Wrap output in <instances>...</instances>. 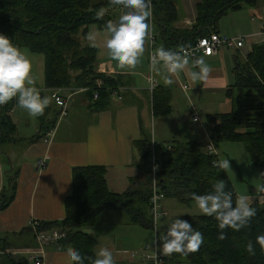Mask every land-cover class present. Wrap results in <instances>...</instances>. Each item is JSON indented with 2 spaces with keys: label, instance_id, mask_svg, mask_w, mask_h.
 Wrapping results in <instances>:
<instances>
[{
  "label": "trees",
  "instance_id": "obj_1",
  "mask_svg": "<svg viewBox=\"0 0 264 264\" xmlns=\"http://www.w3.org/2000/svg\"><path fill=\"white\" fill-rule=\"evenodd\" d=\"M259 1L264 4V0H199L194 24L189 29L178 25L173 0H152L154 29H158V38L164 48L174 50L186 47L195 43L200 36L219 33L217 24L229 11L238 10L243 5L254 6ZM110 2L0 0V34L10 38L17 47L44 56V84L47 89H83L90 107L101 109L109 102L110 95L123 85V75L100 72L97 67L98 48L85 43L84 39L87 25L95 22L106 25L108 21H113L105 14L101 19L96 16L101 9L106 11ZM260 33L263 34L264 29ZM232 74L233 83L225 90L232 110L205 116L208 138L216 148L224 141L243 143L251 162L264 169V39L253 44L250 52L244 56L239 53L233 56ZM156 89L151 99L152 114L168 116L171 112L170 92L168 89ZM94 93L98 94L97 98H94ZM13 103L12 99L0 107V162L6 166L4 186L0 190V211L14 200L19 175V169L9 159L6 148L21 141L16 136V126L9 113ZM50 111L53 118L60 114V110L56 114L54 109L47 107L44 114L38 117L41 127L49 121L47 117ZM57 119L54 121L50 118V121L55 124ZM134 148L139 154L137 162L141 173L130 178V184L123 192H114L107 187L105 166L73 167L72 189L65 199V217L38 221L36 231L31 224L24 228L19 234L27 236L30 242L27 245H38V231L58 230L65 236L57 242L45 244V249L50 245L57 249H77L86 257L84 264H92L96 252L101 248L100 239L86 233L83 227L96 217L125 212L129 224L153 230L154 191L160 195L155 204L160 216H167L168 213L161 207L165 199L191 206L195 203L191 198L192 193H210L220 179L225 181L226 191L233 193L235 205L238 197L227 171L217 166L218 156L208 154L197 140L157 146L152 143L149 133H142L139 140L134 142ZM9 163L13 164L12 169ZM153 163L158 166L154 176ZM251 207L256 215L239 231L224 229L223 240L218 239L220 229L215 216L198 214L179 218L188 220L195 230L200 231L204 243L199 251L186 256L178 253L164 255L163 264H264V250L255 244V238L264 235V206L253 203ZM156 231L159 236V231ZM157 241L160 249L162 242ZM248 241L254 243V255L245 250ZM131 252L134 257L130 261H133L138 254ZM3 257L1 264H21L7 254ZM139 259L141 264H145L142 255Z\"/></svg>",
  "mask_w": 264,
  "mask_h": 264
},
{
  "label": "crops",
  "instance_id": "obj_2",
  "mask_svg": "<svg viewBox=\"0 0 264 264\" xmlns=\"http://www.w3.org/2000/svg\"><path fill=\"white\" fill-rule=\"evenodd\" d=\"M198 2L199 0H180L181 12L179 8L178 10L176 9L178 15L177 23L179 26L188 27L190 29L192 24H194L196 5ZM260 3L263 4L261 1ZM256 5L249 6L250 9L254 10L251 11V13L248 11L246 14L256 15V18L263 24L261 29L263 30L264 14H261L259 9H255ZM242 8L246 9L245 7H241L238 10ZM238 10L230 12H238ZM226 16L227 14L223 17ZM237 17L238 15L233 17L236 28L242 26V23L238 24L236 20ZM252 20H254V17H252ZM185 21H190L192 24L189 26L185 24ZM219 23L220 21L217 24V31L226 34L224 31L225 27L220 26ZM155 29L156 45L163 46L160 38H158V29L157 31ZM244 32L246 35L251 36H248L249 38L247 36H242L244 39L242 47H220L216 54L212 56H199L203 57L212 68L208 80L194 83L188 79L184 73H181L179 77L174 78L176 85L178 84L179 88H183V85H186V92H189L191 98L203 94L202 90H207L209 92L216 91L217 93H221L222 91L225 92L226 88L232 84L230 76L233 68V56L236 53H239L240 56H244L250 52L253 44L260 43L264 39V34H254V31L249 30ZM143 56L144 57H141V61H145L146 57L149 63L147 87H142L137 84L140 78L135 70L128 68L120 69L117 68L112 61L98 60L97 67L100 72L108 75H123V85L120 86L114 94L110 95L109 102L103 108L95 109L90 107L89 101L87 102L86 99L82 98V104L87 105V107L76 113L77 116H75L72 121L69 119L64 121V118L61 119L62 117L60 114L58 119L57 116L53 118V114L50 111L49 117H47L49 121H47L48 123L45 124L44 127L32 126L29 127V129L22 130L19 136L16 135L21 141L6 147L9 159L11 162L14 161V166H17L19 169V175L14 200L6 209L0 211V264L7 251L15 252V254L12 255L14 260L16 255L22 256L23 260L17 262L21 264L25 262L29 263L27 259L29 257L28 251L33 250L35 246H31V244L27 245L30 243L27 241V237L19 233L24 228L28 227L32 221L61 220L65 217V199L71 193V173L73 167L105 166L107 187L114 192L125 191L130 184V178L137 175L139 176L141 173V169L137 162L139 154L134 148V142L139 140L142 133H149L150 119H152L153 116L151 103L153 91L156 88L169 90L171 111V104L175 98L171 86L163 83V77H154L153 73L150 71L149 44L147 39ZM189 66H191V61ZM142 67H144L142 76H145L147 69L145 65ZM133 75H137L138 78H135ZM151 80H154L155 86L150 90ZM46 90L49 92L48 96L46 92L41 94L42 97L47 96L51 99L49 106L52 110L55 107L51 98L52 92L56 91L64 97L69 96V99H71V94L74 93L73 95H75L78 91V89H74L73 87ZM78 93H86V91L80 89ZM71 104L74 105L75 103L70 102L68 106ZM15 106H18L17 102L12 104L10 116H12V109ZM193 108L197 110L196 107L193 106ZM59 110V108L54 109L56 114L59 113ZM200 110H202V108H200ZM68 117L69 113L66 118ZM50 118L54 121L57 119L55 124L51 123ZM83 118H85V120H82ZM198 122L199 121L194 123ZM47 125L50 126L46 128ZM53 125L54 127H52ZM51 127L55 130V134L46 136L48 131L52 129ZM75 131L79 132L72 136V133ZM191 134H189L190 137ZM194 138L195 136L193 139L186 138L177 141L187 142L196 140ZM30 140L31 142H29ZM172 141L175 142L174 140ZM155 145L162 146L164 143H155ZM42 159L46 161V166L40 169L38 167V162ZM8 166H10V164ZM5 169L6 166L0 162V190L4 186ZM122 181L124 185L121 184ZM125 183H128L126 188H124ZM121 186L122 188H120ZM119 216L120 218L122 217L119 213H108L96 217V219L86 224L83 230L99 238L100 234H98V230L95 228L97 226L94 225L96 223L113 221L110 223V226H116L117 224L122 226L132 225L128 223L124 215L122 218L123 223L117 222ZM167 216H169V213H167ZM89 226L93 228L89 229ZM104 236H111L112 242L106 244V246L113 253L115 264H141L139 257H141L142 253L137 255L133 261H130L129 254L131 251L124 248V242L113 239L112 237L114 236L108 233H105ZM11 238H15L17 241ZM64 253L65 249H57L55 246L50 245L46 249L42 264H68Z\"/></svg>",
  "mask_w": 264,
  "mask_h": 264
},
{
  "label": "clouds",
  "instance_id": "obj_3",
  "mask_svg": "<svg viewBox=\"0 0 264 264\" xmlns=\"http://www.w3.org/2000/svg\"><path fill=\"white\" fill-rule=\"evenodd\" d=\"M111 2L123 6L126 11L117 21L106 23L103 46L117 68L135 69L145 52V42L150 32L151 0H111ZM104 14V10L98 11L97 19L103 18ZM96 38V32L87 35L89 41H95ZM189 65V57L183 50L179 52L165 50L161 46L151 57L150 71L154 77L162 76L166 85L174 84V78L179 77L181 73L194 83L209 79L212 68L203 57L192 60L191 66ZM31 70L32 65L28 56L14 45L10 38L0 34V105L16 98L19 108L26 110L32 117H39L44 114L51 99L41 96L40 89L35 86V81L30 75ZM152 83L155 86L154 80ZM57 103L60 101L57 100ZM217 166L222 170H230V159L219 161ZM157 167L153 166L154 172ZM257 191L264 193V183L257 186ZM191 198L201 214L215 216L220 229L218 236L220 240L225 239L224 229L239 231L256 215L248 195H239L235 205L233 204V193L226 191V183L223 179L213 185L210 193L203 195L192 193ZM177 217L167 226L166 232L158 236V240L162 242L159 250L165 256L173 253L186 256L199 251L204 243V236L200 231L195 230L188 220ZM159 219L157 214L154 222ZM255 244L264 250V235H258ZM245 250L250 255H254V243L248 241ZM64 254L68 264H84L86 259L79 250L73 248L66 249ZM92 264H115L113 253L108 248H100Z\"/></svg>",
  "mask_w": 264,
  "mask_h": 264
},
{
  "label": "rangeland",
  "instance_id": "obj_4",
  "mask_svg": "<svg viewBox=\"0 0 264 264\" xmlns=\"http://www.w3.org/2000/svg\"><path fill=\"white\" fill-rule=\"evenodd\" d=\"M174 1V0H173ZM176 5V9H180L181 12V3L180 0L174 1ZM260 3V1H259ZM257 3L255 6V9H259L261 11V14H264V5L260 3ZM242 7H245L246 9L242 8L241 10H238V12H228L226 17H223L220 20V26L225 27L226 35L230 36H251L246 35L244 31H254V34H258L261 32V29L263 27V24L260 20L256 18V15H249L246 14L248 11H253L254 9H250L249 6L243 5ZM105 16H107L108 19L117 21L120 17V15L125 13L124 10L120 7V5H114L112 2H110V5L106 11H104ZM238 15L236 18L238 24L242 23L241 27L236 28L234 24V16ZM254 17V20H252V17ZM264 17V15H263ZM241 21V22H240ZM255 21V22H251ZM191 28V27H190ZM90 32H96L97 38L95 41H89L86 38L84 39L85 43H88L92 46H95L98 48V55L97 59L99 61H111L106 53V49L104 48V39H105V25L103 22H95L87 25V35ZM228 33V34H227ZM225 34V33H223ZM248 37V38H249ZM149 44V41H147ZM150 46V44H149ZM22 52H24L32 65L31 70V77L35 81V86L40 89L41 93L46 92V95L48 96L49 92L46 90L44 84V56L42 54H37L34 52H31L27 48L24 47H18ZM144 57V56H142ZM136 66L135 72H137V75L139 76L140 80H138L137 84L142 87L148 86V73H149V63L145 57V61H141ZM114 63V62H113ZM145 65V68L147 69V72L145 76H142V71ZM137 75L135 78H138ZM231 83H233V76L231 74L230 76ZM183 83V82H182ZM182 85V84H181ZM172 88V91L174 92L175 98L172 101L171 104V115L170 116H152V119H150V126L148 129V132L151 135V138L153 139V143H161L163 142L164 145H171V143L177 140H184L186 138H191L195 136L194 139L199 141L202 144L203 149H205L206 144L210 142L207 130L205 127V116L208 113L213 112H230L232 110V105L228 98L225 95V92L222 91L221 93L209 92L207 90H202L203 94L200 96L197 95L194 98H191L189 95V92H186L187 90L184 88H179L178 84L174 83V85H170ZM181 89V90H180ZM80 89H78L77 93L73 95L71 94V99H68V104L66 108V114L61 116L64 121L65 120H73L76 115V113L82 111L87 107V105L82 104V98L87 100L86 93H78ZM74 102V105H69V103ZM196 107L198 112V115L200 117V120L198 123L192 122L193 118V111L192 108ZM53 107V105H52ZM59 108L55 105L54 109ZM202 108V110H200ZM69 117L66 118L68 116ZM59 116V115H57ZM12 121L16 126V135L19 136V133L22 132V130L29 129V127H36L40 126V121L38 117H32L28 114V112L24 109L19 108L18 106L13 107L12 109ZM82 120H85L83 118ZM48 122H44L43 124H47ZM194 131V132H193ZM79 131H75L72 133V136L77 134ZM192 133V134H191ZM55 134V130L53 131V135ZM191 134V137L190 135ZM31 135V134H30ZM27 135V136H30ZM37 135V134H36ZM174 138V139H173ZM23 146V145H21ZM160 148V147H157ZM217 158L218 162L223 159H230V170H226L230 180L233 183V186L235 188L237 197L239 195L245 194L250 197V204L251 203H258L261 206H264V193H259L257 191V186L263 183V177L264 175V169L256 167L251 160L248 157V154L245 151V147L243 143L237 142V141H224L221 142L217 146ZM122 185H124V182H121ZM128 186V183H125L126 188ZM113 187V186H112ZM122 188V186L120 187ZM162 208L168 211L169 216H160V219L155 222L156 227L159 231V235H163L166 232L167 226L172 222L174 218H181L185 215H198L201 214L196 207L195 203H192L191 206H184L181 203L176 202L172 199H165L162 201ZM119 215H122V217L118 218L117 222L123 223L122 218L123 215L128 220V215H126L125 212H118ZM113 221H105V222H99L94 224L99 235V239L101 241V248H107L106 245L112 242L111 236H104L105 233L113 235V239L119 240L123 243V246L125 249L134 251L138 255H140L143 252V247L145 245H152L154 238H155V229L149 230L146 228H143L138 225H128V226H122L120 224H117L116 226H110V223ZM88 224V223H87ZM92 226H89V229H92ZM87 229V228H86ZM25 236V235H24ZM1 237V236H0ZM27 237V236H25ZM31 237V235L29 236ZM15 241H17L15 238H11ZM14 242V241H13ZM98 247V248H99ZM66 250V249H65ZM139 257V256H138ZM137 257V258H138ZM29 263L25 262L23 264H34L32 260L28 257L27 258ZM16 261H22L23 258L20 255L15 256Z\"/></svg>",
  "mask_w": 264,
  "mask_h": 264
},
{
  "label": "built area",
  "instance_id": "obj_5",
  "mask_svg": "<svg viewBox=\"0 0 264 264\" xmlns=\"http://www.w3.org/2000/svg\"><path fill=\"white\" fill-rule=\"evenodd\" d=\"M120 7L122 9H124L123 6L120 5ZM151 10H152V17L150 18V32L149 35L147 37V41H149V62L151 60L152 55L154 54L155 50L161 46H157L156 45V35L154 33V22H153V8H152V0H151ZM185 24H188L189 26L192 24L190 21H185ZM187 25V26H188ZM264 34V33H263ZM243 42L244 39L242 36H228L226 34L223 33H211L209 35H204V36H200L197 38V40L195 41V43H193L192 45L186 46V47H178L177 49H174V51H181L183 50L189 57V60L192 61L196 58H198L199 56H212L214 54H216V52L218 51V49L220 47H233V48H240L243 46ZM165 50H168L165 48ZM153 80H151V86H150V90L153 89ZM183 88H186V85H183ZM115 92H113L112 94H114ZM98 94L94 93V98H97ZM51 98L54 102V104L59 107L60 109V116H63L66 114V108H67V104H68V99L70 98L69 96L64 97L62 95H60L58 92L54 91L51 94ZM14 102H17L16 98H13ZM57 100L60 101V103H57ZM5 105V104H4ZM4 105H0V107H3ZM193 111V122H197L199 121V115L198 112L195 108H192ZM9 113L11 114V108L9 109ZM53 131L54 129H50L48 131V133L46 134V136L48 135H53ZM206 152L208 154H216L217 155V148L211 143H207L206 144ZM218 163V162H217ZM156 165L155 163H153L152 165V169L153 166ZM46 166V161L44 159L40 160L38 162V167L40 169L45 168ZM157 166V165H156ZM153 176H154V171L152 170ZM154 181V186H155V179H153ZM159 194L154 191L152 200H153V217H155L157 214H160V212H158L157 207L155 206L156 204V200L159 198ZM154 219V218H153ZM156 222V221H155ZM154 222V229H155V238L153 241L152 245H145V247H143V252H142V256L143 259L145 261V264H163L164 263V255L163 253L159 250L158 247V235H157V227L156 224ZM38 221H32L31 225L33 227V230L36 231V227L38 226ZM65 236V234L63 232H60L58 230H51L48 232H37L36 234V242H37V246L31 250L28 251L29 253V258L32 260V262L34 264H42L43 263V259L46 253V249H45V244L49 243V242H57V240L62 239ZM59 237V238H58ZM6 254L8 256H11L13 254H15V252L11 251H7ZM134 257V253H130V259H132Z\"/></svg>",
  "mask_w": 264,
  "mask_h": 264
},
{
  "label": "water",
  "instance_id": "obj_6",
  "mask_svg": "<svg viewBox=\"0 0 264 264\" xmlns=\"http://www.w3.org/2000/svg\"><path fill=\"white\" fill-rule=\"evenodd\" d=\"M41 96H42V94H41ZM9 164H10V168H12V166H13L12 163H9Z\"/></svg>",
  "mask_w": 264,
  "mask_h": 264
}]
</instances>
